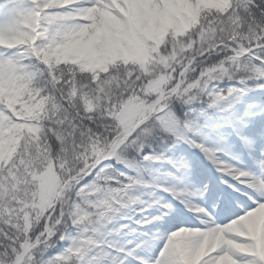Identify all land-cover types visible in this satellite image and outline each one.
<instances>
[{
	"label": "snow or ice",
	"instance_id": "snow-or-ice-1",
	"mask_svg": "<svg viewBox=\"0 0 264 264\" xmlns=\"http://www.w3.org/2000/svg\"><path fill=\"white\" fill-rule=\"evenodd\" d=\"M0 264H264V0H0Z\"/></svg>",
	"mask_w": 264,
	"mask_h": 264
}]
</instances>
